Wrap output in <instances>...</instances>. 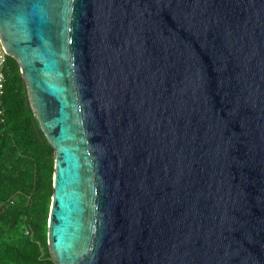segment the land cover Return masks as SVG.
Returning <instances> with one entry per match:
<instances>
[{
  "label": "water",
  "instance_id": "95a60500",
  "mask_svg": "<svg viewBox=\"0 0 264 264\" xmlns=\"http://www.w3.org/2000/svg\"><path fill=\"white\" fill-rule=\"evenodd\" d=\"M0 38L56 264H264V0H0Z\"/></svg>",
  "mask_w": 264,
  "mask_h": 264
},
{
  "label": "trees",
  "instance_id": "16d2710c",
  "mask_svg": "<svg viewBox=\"0 0 264 264\" xmlns=\"http://www.w3.org/2000/svg\"><path fill=\"white\" fill-rule=\"evenodd\" d=\"M0 94V264H56L47 228L54 148L31 107L18 61L9 56Z\"/></svg>",
  "mask_w": 264,
  "mask_h": 264
},
{
  "label": "built area",
  "instance_id": "2783aa9c",
  "mask_svg": "<svg viewBox=\"0 0 264 264\" xmlns=\"http://www.w3.org/2000/svg\"><path fill=\"white\" fill-rule=\"evenodd\" d=\"M8 57L9 55L5 51L2 40L0 38V94L1 95L4 93V89H5V82H6L5 68L8 62Z\"/></svg>",
  "mask_w": 264,
  "mask_h": 264
}]
</instances>
